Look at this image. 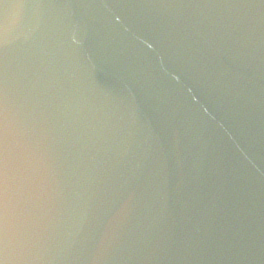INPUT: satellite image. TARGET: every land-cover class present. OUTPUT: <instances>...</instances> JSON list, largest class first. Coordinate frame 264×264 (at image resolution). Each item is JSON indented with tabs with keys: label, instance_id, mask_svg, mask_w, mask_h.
<instances>
[{
	"label": "water",
	"instance_id": "water-1",
	"mask_svg": "<svg viewBox=\"0 0 264 264\" xmlns=\"http://www.w3.org/2000/svg\"><path fill=\"white\" fill-rule=\"evenodd\" d=\"M0 264H264L260 0H0Z\"/></svg>",
	"mask_w": 264,
	"mask_h": 264
}]
</instances>
